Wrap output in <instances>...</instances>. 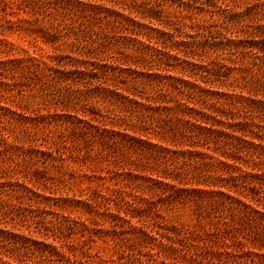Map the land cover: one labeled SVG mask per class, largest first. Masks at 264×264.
Masks as SVG:
<instances>
[{"label": "rangeland", "instance_id": "rangeland-1", "mask_svg": "<svg viewBox=\"0 0 264 264\" xmlns=\"http://www.w3.org/2000/svg\"><path fill=\"white\" fill-rule=\"evenodd\" d=\"M0 23L8 27L0 34V192L8 196L1 228L65 245L71 259L91 264H239L248 256L264 264V247L245 230L209 238L205 228L221 227L219 215L199 217L193 202L166 201L196 180L233 173L207 165L206 147L186 145L194 140L182 125L185 106L244 127L264 152V0H0ZM11 60H21L14 74ZM35 63L42 70L22 66ZM182 89L195 90L194 100ZM159 114L172 122L164 128ZM148 138L169 165L142 152L138 139ZM234 157L242 170L264 172L259 158ZM163 174L174 178L161 191L139 187ZM17 182L32 190L33 203L22 187L21 198L10 190ZM37 201H57L53 212L79 218L83 230L59 242L45 236L54 216Z\"/></svg>", "mask_w": 264, "mask_h": 264}, {"label": "trees", "instance_id": "trees-1", "mask_svg": "<svg viewBox=\"0 0 264 264\" xmlns=\"http://www.w3.org/2000/svg\"><path fill=\"white\" fill-rule=\"evenodd\" d=\"M3 18H5V16H3ZM4 21L5 23L10 22L6 18ZM5 28L8 27H5L0 23V34L3 33ZM51 28H53V25H51ZM55 29V33L61 32L59 28ZM51 37H53L52 34H47L44 37L40 36V39L43 43H48L51 42ZM69 40V45L78 50V54L81 57L89 56V51H82L83 47L81 43L75 41L74 39ZM64 58L62 60L63 63L68 64L69 61H64ZM71 60L82 61V59L78 60L73 58H71ZM59 61H61V59ZM11 63H17L15 68L12 70L13 74L17 71V66L18 70H21V60L16 62L15 60H11ZM22 66L24 69H30L35 72H37L38 68L39 70L41 69L38 63H35L32 66ZM161 90L162 88L160 87L159 91ZM180 91L182 94L184 93V95H187L188 98H190L189 100L194 98L195 90L187 91L182 89ZM202 98L203 97H201V99ZM147 101H149L148 98ZM242 108L249 111L246 104L245 106H242ZM148 109L152 110L151 107ZM185 109L191 110V113H182L184 116L189 117V119L184 120L185 124L182 125L184 128L186 125L189 126V137L194 140L193 143H188L186 145L193 148L202 146L206 147V149H208L212 154H200L203 156L204 162L207 165L211 166L212 164H216L220 167V169L231 168L233 169V173H219L217 179H214L213 181L196 180L195 188L180 189L175 195H171L170 200H166L167 204L174 203L177 200L180 203L193 202V204L200 210L199 217H202V214L205 213L212 214V217L213 214L219 215V218L221 219V227L214 229L211 227L205 228V234L209 238L215 237L228 239L229 230H234L235 232L245 230L246 233L244 235L251 237L259 246L264 247V203L262 205L263 207L260 209L249 204L252 200L258 201L261 198H264V172L260 169H257V171L254 172V168L251 169V171L242 170L240 167L236 166L237 159L234 157V153L237 154L238 152H242L247 157L255 156L259 158L260 162H263L264 152L258 151V147L260 145L254 142V137H248V131L244 127L235 129L232 126L228 124L226 125L224 122L218 121L209 114L201 112L193 107L185 106ZM144 116L152 118L151 114ZM159 116L160 117L158 118L157 123H161L163 125V122L165 121L164 128L168 126V122H172L170 119L171 115L162 116V114H159ZM158 128L160 127L158 126ZM103 132L107 133V137L111 139L116 137V134L118 133V131H109L107 129H104ZM249 132L251 134L250 136H255L251 131ZM122 137H124V135H122ZM138 141L139 144L142 143L145 147L142 151L144 154L154 156L158 161H164L163 163L166 165L171 163L168 157H165L164 155H158L156 157L157 151L155 149L162 150V145L151 142L150 138H148L147 141L142 139H138ZM181 144L185 143L182 142ZM223 175L224 177H222ZM173 178L174 177L170 175H157V179H153L151 185L140 184L139 187H143L145 191L149 192L153 189L161 191V189L165 185H168ZM3 187L5 186H2V188ZM16 187L18 189H15ZM21 187L23 194L29 200V203H33V199L29 197L32 190L28 186L21 184V182H17L16 185H13L12 183L10 184V190H15L14 192L17 193L18 198H21ZM153 192H156V195L159 196L157 191ZM28 193H30V195H28ZM236 193L243 197L245 201L234 196ZM254 195L257 196L256 199ZM7 200V193L5 192V189H3L0 192V209L4 208ZM63 201L65 203H75V201H71L70 199H63ZM54 202L55 201L41 204V202L37 201V204L38 207L43 210L42 213L44 215L51 214L54 216L52 220L48 221V226L44 225L45 233L43 234L47 236L48 233H51L53 240H55V242H59L60 238L64 237L66 232H73L75 230L82 231L83 226L81 227V223L83 221H80L79 218L78 220L71 219L69 222L65 221L64 218H66V216H58L57 213L53 212L52 206L57 201L55 203ZM11 212H13L12 214L15 213L17 217L19 216V220L21 221V207L14 205V209L11 210ZM32 218H35V216L32 215ZM197 244L199 243L197 242L196 245ZM64 246L65 245L62 244L57 246L54 244L40 243L35 240L33 241L28 237L22 236L21 233L9 230L5 226L3 228L0 227V264H91L86 263V260L83 259H71L70 255H68L65 251ZM239 257L241 258V256L235 258ZM240 262L242 264H250L253 260L248 256L245 260L242 258L237 263L240 264Z\"/></svg>", "mask_w": 264, "mask_h": 264}]
</instances>
